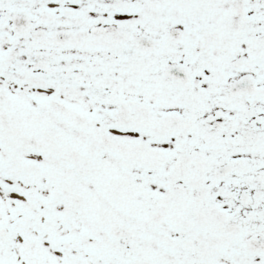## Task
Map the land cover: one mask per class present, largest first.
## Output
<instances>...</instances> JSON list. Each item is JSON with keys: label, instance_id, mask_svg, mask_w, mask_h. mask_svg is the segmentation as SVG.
Returning <instances> with one entry per match:
<instances>
[{"label": "snow or ice", "instance_id": "1", "mask_svg": "<svg viewBox=\"0 0 264 264\" xmlns=\"http://www.w3.org/2000/svg\"><path fill=\"white\" fill-rule=\"evenodd\" d=\"M0 264H264V0H0Z\"/></svg>", "mask_w": 264, "mask_h": 264}]
</instances>
